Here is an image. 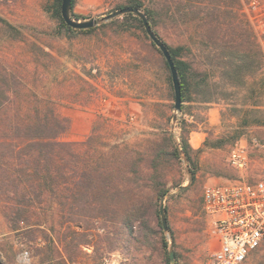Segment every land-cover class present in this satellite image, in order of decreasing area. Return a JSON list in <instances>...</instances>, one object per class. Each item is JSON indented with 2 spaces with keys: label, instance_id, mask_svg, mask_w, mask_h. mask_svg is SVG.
<instances>
[{
  "label": "rangeland",
  "instance_id": "374dc122",
  "mask_svg": "<svg viewBox=\"0 0 264 264\" xmlns=\"http://www.w3.org/2000/svg\"><path fill=\"white\" fill-rule=\"evenodd\" d=\"M52 1L0 0V74L18 81L17 94L1 108L0 135L17 109L48 102L70 121L59 141L93 138L65 155L53 190L24 177L25 198L0 186V264H172L170 249L175 264H213L217 239L204 188L219 176L240 178L228 162L230 150L240 139L264 137V48L242 0H142L161 39L182 46L181 58L190 65L182 111L174 108L171 72L139 22L124 14L103 20L128 0H75L79 20L98 19L89 34L61 32ZM232 41L237 55L249 53L253 60L242 77L227 74ZM195 132L205 139L193 153L198 168L191 181L190 164L174 147L185 137L196 149ZM120 152L157 167L151 183L168 189L150 206L145 226L123 223L114 191L89 196L87 203L91 182L107 175L119 184L127 165ZM256 156L249 178L260 169ZM162 201L167 231L159 224ZM18 202L24 210L10 221ZM242 264H264V241Z\"/></svg>",
  "mask_w": 264,
  "mask_h": 264
},
{
  "label": "trees",
  "instance_id": "16d2710c",
  "mask_svg": "<svg viewBox=\"0 0 264 264\" xmlns=\"http://www.w3.org/2000/svg\"><path fill=\"white\" fill-rule=\"evenodd\" d=\"M62 1L63 0H53L50 7L52 15L58 20L61 32L89 34L95 31L94 27L76 29L67 25L62 17ZM127 2V5L121 6L119 9L123 7H137L142 9L143 7L142 0H128ZM74 4L75 0H72L71 14L74 18L79 19L80 17L73 11ZM144 13L148 17L152 28L154 29L151 18L146 12ZM124 17L137 20L143 31L147 33L143 21L135 13H125ZM7 25L14 29V27L9 23H7ZM154 31L161 39L155 29ZM163 42L172 55L180 77L182 87V111L183 102L187 100V95L189 96L190 91V65L181 58L183 51L182 46L173 47L167 42ZM235 43V41L230 43V51H227L226 54L228 58L227 65L229 67L227 74L230 75V77H242V75L246 73V70L247 72L250 70V63L253 60L250 58L251 55L249 53L237 55V52L234 51L237 49ZM151 44L162 55L165 66L170 72L169 65L161 50L152 40ZM0 75V89L2 92L0 93V96L1 98L4 97V101H0L1 111V108L2 110L5 108L3 105L6 103V100H10L13 94H17L15 86L18 81L13 75ZM169 80L172 81L171 75H169ZM205 81L206 80L204 79V82ZM21 108L22 107L15 111L16 115L14 118L9 115L10 117L8 122L5 124V129H2L3 133L0 135V186H12L15 196H19L20 194V196L25 198L27 196V192L22 191L23 185L20 184L21 181H24L23 177L25 179L31 178L33 180H37L40 182V185L53 190V182L59 176L56 167L60 168L64 164L65 155L73 153L74 148L89 144V141L93 138V134L88 138V140L90 139L89 141L80 143L59 141L57 139L58 135L65 132L69 127L70 121L68 118L58 114L54 107L49 106L48 102H46V104H38L37 106L28 107L26 109ZM95 130L96 128L94 126L93 133H95ZM240 135L241 133H239L238 136ZM115 147L120 148L118 144ZM194 152L198 154L201 152V149H193L185 137L180 148L178 146L174 147V153L177 154V156L183 154L188 160L190 164L191 181L195 179L196 170L198 168L197 160L193 156ZM119 155L122 156L120 157L122 158V161H125L127 164L126 167L120 169L121 176L119 184L114 187L110 181L112 180L110 177L107 175L102 176L101 180L97 181L96 185L91 182L90 187L86 189V193L84 194L89 199V196H94L95 194L106 196L115 192L114 195H117L118 203H120L119 213L123 217V223L132 227L133 223L139 222L142 226H145L144 224L146 222L145 220L150 206L160 200L168 192V189L164 187V185H158V183L153 182L151 183L156 176L155 173L157 172V167H143L140 165L138 160L136 161L132 159L131 155H121V152ZM101 157H97V159H101ZM108 158L111 159L112 156H108ZM94 163L98 165L97 160H94ZM11 167L18 168L12 169ZM19 167L21 168L19 169ZM93 169V171H97L98 166H94ZM13 176H16L17 178L14 180ZM145 180H149L148 182H150L151 185L146 184ZM146 191H149L150 194H147ZM20 199L21 198H19L18 201ZM87 203H90V199L87 200ZM13 210L14 213L8 215L9 220H19V217L14 214H20L23 212L24 209L22 208L21 203L18 202L15 204L13 206ZM159 224L163 228L162 222H159ZM17 227V225H11L12 229H16ZM163 245L167 249L169 246L168 241L164 240ZM167 261L170 263L169 257Z\"/></svg>",
  "mask_w": 264,
  "mask_h": 264
},
{
  "label": "built area",
  "instance_id": "2783aa9c",
  "mask_svg": "<svg viewBox=\"0 0 264 264\" xmlns=\"http://www.w3.org/2000/svg\"><path fill=\"white\" fill-rule=\"evenodd\" d=\"M242 2L264 48V0ZM255 153L260 169L249 178ZM228 162L240 178L206 185L203 193L204 210L217 239L213 264H242L264 241V137L237 141Z\"/></svg>",
  "mask_w": 264,
  "mask_h": 264
},
{
  "label": "water",
  "instance_id": "95a60500",
  "mask_svg": "<svg viewBox=\"0 0 264 264\" xmlns=\"http://www.w3.org/2000/svg\"><path fill=\"white\" fill-rule=\"evenodd\" d=\"M71 5H72V0L62 1V17L67 25L73 28H76V29L91 28L97 25L98 19L96 18H90L88 20H79V19L74 18L71 14ZM129 12L135 13L138 17H140V19L143 21V24H144V27H145V30L148 36L155 43V45L161 50L163 56L165 57L169 65V68H170L173 87H174V93H175L174 108L176 111H180L182 108V87H181V81H180V77L178 74V70L176 68L175 62L172 58L170 51L168 50L165 43L156 35L146 14L137 7H123L105 16L103 20H109V19H112L114 17H117L125 13H129ZM160 216H161L163 229L167 231L168 230V220H167V215H166L165 204L163 201L160 205ZM169 258L172 264L176 263L175 252L173 249H170Z\"/></svg>",
  "mask_w": 264,
  "mask_h": 264
},
{
  "label": "crops",
  "instance_id": "0c3cea01",
  "mask_svg": "<svg viewBox=\"0 0 264 264\" xmlns=\"http://www.w3.org/2000/svg\"><path fill=\"white\" fill-rule=\"evenodd\" d=\"M195 136H194V148L196 149H199L201 146H202V143L205 139L204 137V133L202 132H195ZM244 141L246 140L247 141V138H244L243 139ZM230 181V179L226 178L225 176H219V177H216V178H212V184H223V183H226Z\"/></svg>",
  "mask_w": 264,
  "mask_h": 264
}]
</instances>
